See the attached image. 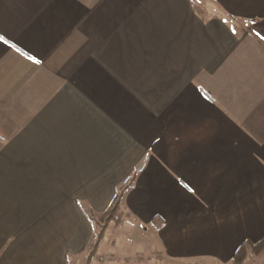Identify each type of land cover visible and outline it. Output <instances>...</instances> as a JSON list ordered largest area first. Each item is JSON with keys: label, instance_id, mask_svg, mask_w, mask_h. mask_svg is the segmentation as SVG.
Masks as SVG:
<instances>
[{"label": "crops", "instance_id": "crops-1", "mask_svg": "<svg viewBox=\"0 0 264 264\" xmlns=\"http://www.w3.org/2000/svg\"><path fill=\"white\" fill-rule=\"evenodd\" d=\"M0 37V264L118 259L75 256L120 192L150 260L264 238V0H0Z\"/></svg>", "mask_w": 264, "mask_h": 264}, {"label": "rangeland", "instance_id": "rangeland-1", "mask_svg": "<svg viewBox=\"0 0 264 264\" xmlns=\"http://www.w3.org/2000/svg\"><path fill=\"white\" fill-rule=\"evenodd\" d=\"M120 194H122V192H120ZM103 213L97 214L96 212H93L92 218L93 220H95L93 223L95 227H98V224H100L99 226L100 228L98 227L99 231L104 225L102 220H99V218ZM110 224L107 226V230H106V236H105L106 242L102 245L101 249L98 251V253L96 254L93 260L98 259V256L103 253H105V256L109 257V255L106 254L108 253L106 249H110V250H114V254L118 256V259H112V258L109 259L102 257L103 260L102 261L100 260L101 264H114V263L116 264H134V263L178 264L175 262H170L169 260L162 261V260H156V258H152V260H150V258H148L151 254L152 242L148 238V234L143 230V228L134 226L131 229H129V227L124 226L118 229L121 225L117 227L113 224L111 226ZM113 226H115V229L113 228ZM116 229L118 230L116 231ZM96 263L97 261H95V264ZM179 264H210V263L200 260H188V262L186 263H179ZM244 264H264V251L257 256L256 255L254 256L252 254L249 255V257L247 258Z\"/></svg>", "mask_w": 264, "mask_h": 264}, {"label": "trees", "instance_id": "trees-1", "mask_svg": "<svg viewBox=\"0 0 264 264\" xmlns=\"http://www.w3.org/2000/svg\"><path fill=\"white\" fill-rule=\"evenodd\" d=\"M122 198V194L118 193L114 197L112 203L107 208V210L101 215L99 220H102L104 223L103 227L99 232H97L91 242L86 246V248L77 254L75 257L83 256L88 253L89 258L93 259L97 254L99 247L105 240L107 226L110 223H114L115 226L119 227L124 217L127 215L121 209L120 201ZM91 221L94 222L93 218ZM264 251V238H262L259 242L253 243L250 241L244 242L237 252L235 253L232 264H244L249 255H260Z\"/></svg>", "mask_w": 264, "mask_h": 264}, {"label": "snow or ice", "instance_id": "snow-or-ice-1", "mask_svg": "<svg viewBox=\"0 0 264 264\" xmlns=\"http://www.w3.org/2000/svg\"><path fill=\"white\" fill-rule=\"evenodd\" d=\"M0 38H2V37H0Z\"/></svg>", "mask_w": 264, "mask_h": 264}]
</instances>
